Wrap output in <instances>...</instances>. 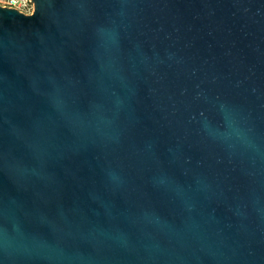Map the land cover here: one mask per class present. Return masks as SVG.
<instances>
[{
  "label": "water",
  "instance_id": "95a60500",
  "mask_svg": "<svg viewBox=\"0 0 264 264\" xmlns=\"http://www.w3.org/2000/svg\"><path fill=\"white\" fill-rule=\"evenodd\" d=\"M0 6V264H264V0Z\"/></svg>",
  "mask_w": 264,
  "mask_h": 264
},
{
  "label": "built area",
  "instance_id": "2783aa9c",
  "mask_svg": "<svg viewBox=\"0 0 264 264\" xmlns=\"http://www.w3.org/2000/svg\"><path fill=\"white\" fill-rule=\"evenodd\" d=\"M0 6L16 9L20 13L26 15H32L35 10V4L33 0H0Z\"/></svg>",
  "mask_w": 264,
  "mask_h": 264
}]
</instances>
